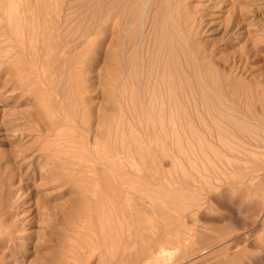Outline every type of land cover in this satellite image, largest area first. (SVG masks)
<instances>
[{"label": "bare ground", "instance_id": "obj_1", "mask_svg": "<svg viewBox=\"0 0 264 264\" xmlns=\"http://www.w3.org/2000/svg\"><path fill=\"white\" fill-rule=\"evenodd\" d=\"M76 1L70 0L69 3H67V10H46L47 0H35L33 2L32 0H0V85L2 87L10 86L12 87V90H20L14 95L12 94L11 99L13 100V102L25 98L26 95H32V93L34 94L33 98L37 100L39 105L44 106V103H46L45 107H48V109L50 108L48 105L50 101L54 105L53 107L57 109V114L58 112L60 113L58 114L59 116H49L54 111L52 110L51 113L49 109V112H46L48 109H46L45 107L44 108L46 110L43 108L37 112L34 111L36 113L35 115L34 113H29L27 115H25L26 113H24L23 115L24 117L27 116L28 119H33L36 122L37 125H35V128L37 136L39 138L42 139V137L47 136V133L45 134V131L49 129L53 132L58 131V133L56 134L57 136H51L55 138V140L62 139L63 143L62 148L57 150V157L56 155L51 156V158H53L52 161L54 163V167L51 168L47 174L40 172V170H38L37 168H33L29 171V169L34 166L35 161H33V163L28 162V155L26 151L21 149L20 150L23 151V153L21 152L18 156H21L19 160H22V163L16 165L17 167H14L13 171L11 172L5 171L4 169L0 171V264H19L22 260L26 259V250L22 249L24 247L23 242H26V239H23L24 234L22 233L24 230V226L22 227L21 223L12 221L10 222V217H12V207L14 208V206L16 207V205L21 206L28 201V199L21 196L22 194L16 195V190H21L22 187L26 185L27 181L30 179H32L33 184V182L36 181V178L46 179L48 183H51L52 187L55 189H63V192H58L52 197H62L66 194V192L77 194V197L75 196V198H72V200H70L73 205L70 204L69 206L70 216L65 223L66 229L70 232L67 233L68 236L64 238V241L67 242L69 240H73V237L75 235L81 236L82 239L80 241V244L83 245L82 252L83 255L87 258L88 264H158L159 261H162L160 257H163L166 254V249L175 248L178 244H181V242L185 240L186 234L188 232L187 228L189 227L184 226L183 223H180L181 225H178L179 223H176L175 226L177 227H171L167 231V234L163 237L158 239L155 236L154 238L152 236L154 234L153 233L151 235L150 241H146L143 244L140 243L141 239L143 240V238L144 240H147V238L145 239L144 237V235L146 236L147 234H144L145 230L143 228L145 225L142 223L144 226L141 227L140 223L142 217L140 202L148 203L152 207H154L155 204L157 206V204L161 203H155L157 201H154L155 199L153 198L154 191L150 192L151 194H144L141 192V188L143 186L147 187L150 191L154 190V180L157 181V176L158 178L160 177L159 174H156V178L154 177L155 174L153 173L156 172L153 171L156 168V163L154 162L155 159H153V151L150 147H148V145L146 147L144 143L146 141L152 143L154 139H157L160 136L170 137L173 133L172 124H174V122L170 124L172 116L168 115L167 110L171 109L174 106L177 107L178 110H180L179 107L182 108V111L186 107L185 110L187 111L188 109L186 105L189 103L188 105L191 106L189 94H192V96L195 98V94H197V91L200 90L202 92L203 125L202 190L210 185L211 180L212 182H214V180H217L220 183V186L221 183H228L232 186L230 187L232 188V191H236V185L240 186L239 184H237V182L239 183V181H237L239 178L235 180L236 175L234 174V176L229 172L232 170V167L230 166L231 170H227L228 165L226 166L228 160L230 161L229 153L232 154V152H234L235 150L230 149L231 147H233L230 145H228L230 146L228 151H224V148L219 150L220 147H218V145L214 143L219 141L223 145L224 143L226 144V142L224 141L227 140L230 134V130H232L229 129L225 124H222L221 121L219 122V119L220 116H223L229 110H232L231 108L234 105L233 102H230L231 97L228 98L230 99L228 100L226 99L225 95L228 94V96H230L228 90L230 89L231 91L234 87L232 84H230L233 82L229 81L230 77L227 78V76H229L228 74L227 76L223 74L225 78L222 79L218 74V71H213V69L210 68L209 64L207 63L206 57L210 56V53L206 48L202 47V35L206 31L205 26L207 24H205L206 22H204V17L200 13L201 11L197 9L198 7H193L196 5L192 2L191 4L193 6H191L190 0H103V5L99 6L98 9V6L94 7L95 3L92 6L93 8L88 6V11L90 12V15L93 19L90 20V17L88 15L89 18L87 19H89L90 21H87L85 17L81 18V16L85 14L84 12H82L83 14L81 13L82 15L77 14L78 16H76V13L73 12H79L80 9L72 11V6L74 5L73 3H75ZM62 2L64 1L61 0V6L63 5ZM97 4L98 2L96 3V5ZM82 9L83 7L81 8V10ZM94 9L95 14L94 12L91 13L90 11H94ZM88 11L87 13H89ZM77 17H80L82 20L84 19L86 22L90 23H87L88 25H78L76 24V22H79L80 18L78 20ZM94 18H98V21L104 22L105 30H111L112 32L109 31V33H113V35H115V37L113 36L114 38H116V34H114V32L116 33L117 31L116 28H118V26L122 27V32L126 33V38L123 45L128 46L130 50L132 49V51L135 52H132L134 58L135 56L136 58H138V56L135 54L138 53V50L141 51V49H143L142 51L144 53V57L140 59L143 60V62L145 59H147V61L148 59L151 61L152 59L154 60L152 62V66L150 65L151 67L147 71L144 67L143 62L142 64L140 63V65L137 62L135 63L131 61L133 64L135 63L133 67L135 70L136 80H134L135 82L130 81L131 83L134 82L135 84L132 83L133 85L131 84V86L126 87L128 89L132 88V86L135 87L134 92L136 93L134 95H131L132 97L136 95L132 101L134 102L133 107L137 108L136 111H138H135V113L132 112L134 113V115L129 112L128 115L130 113L133 116L137 115V120L139 119V121L146 120V127L142 130H134L132 127H130L127 131L124 125H122L124 122L122 123L121 120H115V113L121 111H114L115 107L112 110V113L114 115L111 113L113 115V118H111L110 116V118H108V122L111 121L110 119H114L115 121H113L117 123L116 126H113L111 122H114L111 121L109 122L111 125L108 127L107 124L109 125V123L103 121L101 122L102 125H100L104 126V128L102 127L101 130L98 128L96 129L92 125L96 129H94V131L92 129L93 127L90 124L85 123L87 127H80L78 124V120L76 119L78 110H76L77 95L75 80V74L78 70L76 68L77 65L75 66V60L78 51H80L79 47L88 44L91 36L93 35V32L96 30V25H94V23L98 26L102 23L101 22L98 24V21H94ZM134 25H136L137 30L135 31L134 29L133 32L127 34L128 30H130ZM134 32L135 34L132 35V33ZM118 34H120V31L119 33L117 32V36ZM91 43L90 45H92ZM144 47H147V51ZM149 49L152 50L150 54ZM143 55L141 53V57ZM128 64H130V62ZM128 70L133 71L131 68H129ZM131 73H133V75L132 77L130 75V78L135 79L133 77L134 72ZM223 75L222 77H224ZM78 79L79 78H77V80ZM127 79L129 78L127 77ZM84 84H86V81ZM26 86H30L31 88L26 89ZM32 88L34 89V91L31 93ZM83 88H85L84 85ZM126 88L124 87V89ZM139 89H141L143 92L152 91V96L155 95L157 90L159 89L164 90V92L166 90L167 92H169V94L166 93L168 94L167 97L161 96L160 98H158L156 96L151 97V95L149 97H144L145 95H147L145 93V95L142 94L139 97L138 94L141 93ZM0 90H2V88ZM133 90L134 88L131 89L132 92ZM122 91H125L126 93V90ZM128 91H130V89ZM176 92H178L176 94L177 97L176 95L175 98L174 96L172 97V94L174 95V93ZM213 92H215V94L213 95L217 94L216 101L213 100V98H210V93ZM179 93L181 96L178 95ZM157 94H159V92H157ZM0 96H2L1 92ZM128 96L129 95H127V97ZM192 96L190 95L191 98ZM0 99L2 98L0 97ZM25 99H27V97ZM86 99H88V97ZM195 100L197 99L195 98ZM232 103L233 105H231ZM130 104H132V102ZM88 105H85L83 102V108L84 106ZM128 106L127 110H130L131 108H128ZM157 106H159L160 109H163L160 110L159 115V118L161 117V123L157 124H160V127H157L159 129L149 126V122L152 121L150 110L154 109L156 111L155 108H157ZM211 107L214 108L211 109ZM118 108L119 107H117V109ZM154 110H152L153 113H156L154 112ZM206 110L210 113L212 110H215L212 111L213 113H211L212 117L210 118L212 119V121L211 119H209L211 121V124L207 119V117L209 116L206 117V115L208 114H204V112L207 113ZM85 112L86 110L82 112L83 115ZM89 112H87L86 114H90ZM46 113H49L45 116L46 118H48L47 116L51 117V119H48L50 120L49 123L44 121L46 119H42L43 114ZM13 114L16 115V112H14ZM11 116L8 115V117ZM13 116L2 121V123L6 125L5 127L3 126L6 131L11 132L13 129L16 132V129L14 128H16L18 124L15 122L16 118H13ZM84 116H86V118L87 116L90 117V115ZM154 116L156 117L157 115L154 114ZM86 118L85 120H87ZM186 118L188 121L189 118L187 117V115L186 117H184V119ZM88 119L91 120L92 118L90 117ZM131 119L134 120V118L132 117ZM89 120H87V122ZM127 120L129 119H126L125 121ZM44 123L45 125L48 123L47 127H45ZM63 123L68 124L66 125L68 126L69 130L67 134H63L62 131H59V129L57 130V128ZM184 123L187 124V122ZM22 124L24 126V123ZM23 126H21L20 123V128ZM17 128L19 129V126ZM49 130L48 132H50ZM78 130L86 134V137H80L82 140L78 137ZM13 132L14 131H12L11 133ZM19 133L20 132H18V135L15 136L14 139L12 137L13 135H15V133L11 134V137L6 132L2 135H4V138H7L6 141L11 145V143L13 144L15 140L22 141L24 136H26L24 132H22V134ZM233 133L235 134L234 131ZM51 136L49 135L48 137L50 138ZM45 138L46 140L48 139L47 137ZM76 138L80 139V142L83 141L84 151L82 153H79L78 149H76L80 146H78L79 141ZM169 139L171 140V137ZM110 140H113V145H106L107 141ZM249 140L250 142H253L251 141V139ZM20 144L21 143L18 142V145ZM23 146L21 148H23ZM167 146L169 145L167 144ZM12 147L15 148V145H13ZM17 150H14L15 153L17 152ZM39 150L41 149L39 148ZM110 150L113 151L112 155H110ZM125 151L126 154L128 152V156H131L129 162L126 164L125 161L122 160L124 154L123 152ZM11 153L12 154L7 153L6 157L3 156L4 158H0V168L5 167L6 169V166H11V164H15L16 162H18V159H16L17 157L15 156V158L13 156L14 152L11 151ZM46 157L48 158L49 156L41 152L36 155L38 164L41 167L44 165ZM142 157L146 159L145 162L149 163V170H147L148 172L150 171V173L147 172L148 174L144 175L140 173L141 170L139 167L141 165ZM49 160L51 161L50 158ZM25 167H28L27 171L25 170V175L17 174V169L21 170L18 171L21 174V172L24 171ZM242 171L243 170L241 169V172ZM16 175L18 176L17 182L19 183V185L16 188H13L14 184H16ZM188 179L184 180L183 177L180 182L187 183L184 181H188L187 186L190 187V184L192 183L191 181L194 180V178L191 180L189 179L190 181ZM7 180H10V182H7ZM197 185L193 184L192 187H197ZM43 186L45 187V185L43 184H37L33 189L34 194L36 193L35 205L39 207H41V203L39 202L41 195L39 194V192L43 190ZM178 187L181 186L179 185ZM178 187L176 186L174 188L178 189ZM142 189L146 190L145 188ZM209 189L210 188H208V190ZM204 192L202 193L203 195ZM225 192L226 190L224 191V195H227L228 192ZM209 193L210 192L208 191L207 195H209ZM176 197L179 198L180 196H175V198H172V200L170 201L174 202L173 199H175L176 201L178 199H176ZM182 199L179 198L178 200L181 201ZM171 202L170 204H168L169 202H165L166 205L164 206H162L163 204L158 205L162 215L169 216V218H171L174 217V214L177 212V215L175 216L181 217L180 215L183 214L181 212H183L184 210L191 211L189 209L191 208V206L188 207V209L184 207V204L188 203L186 202V200V203L184 204L177 203L176 201L172 205ZM203 202L205 204V200H203ZM45 207L48 208V206H44V208ZM186 212L184 213L185 215L188 214V212ZM45 213L47 212H42V214ZM45 215L48 216V214ZM174 218H171L172 223ZM178 218H176L175 221L179 220ZM172 225L174 226V224ZM156 227L157 226H154V229ZM154 229L153 231H156V229ZM149 234H151L150 229ZM159 235L161 236V233ZM19 242H22L23 244H19ZM53 261H58V263L60 262L59 258L53 259Z\"/></svg>", "mask_w": 264, "mask_h": 264}, {"label": "rangeland", "instance_id": "obj_2", "mask_svg": "<svg viewBox=\"0 0 264 264\" xmlns=\"http://www.w3.org/2000/svg\"><path fill=\"white\" fill-rule=\"evenodd\" d=\"M33 1L35 0H32V2ZM59 1L61 2V0H47L46 10H67V3H69L70 0H63L64 2H62V6L60 5ZM97 2L98 4L96 5ZM103 2V0H77L75 3H73L74 5L72 6V11L80 9L79 12L73 11L74 13H76V16H78L77 14L82 15V12H84L85 14L83 15L85 16L82 15L81 18L85 17V19H87L90 17L91 20L92 17L90 15V12L88 11V8L92 7L95 3L94 7L98 6V9L99 6L103 5ZM191 2L196 6H193ZM190 4L195 8L198 7L197 9L201 11L200 13L204 17V22H206L205 24H207L205 26L206 31L202 35V47L206 48L210 53V56L206 57L207 63L209 64L210 68L213 69V71H218V74L222 79L225 78V76H227L228 74L229 76H227V78L230 77L231 80L229 79V81L233 82L230 84H232L234 87L231 86L233 87L232 90H228L230 96H228V94L225 95L226 99L231 97V100H228H230V102H233L234 105L232 103V110H229L230 112L228 111L225 115L220 116L219 119V122L221 121L222 124H225L229 129L232 130H230V134L227 140L224 141L226 142V144L224 143L223 145L219 141L214 143L218 145V147H220L219 150L224 148V151H228L230 146H233L230 149H234L235 151L232 152V154L229 153V159L231 162L228 160L226 166L228 165L227 170L232 169L231 171H229L230 174L236 175H234L235 180L239 178L237 180L239 181V183L237 182V184H239L240 186L236 185L237 189L233 192L232 188H230L232 187L230 184L221 183L220 186V183L217 180H214V182H212L211 180L210 185L202 190V92L199 90L197 91L198 93L195 94V98L197 100H195L192 94H189L191 106L188 105L189 103L186 105L188 109L187 111L185 110L186 107L182 111V108L179 107L180 110H178L177 107L174 106L171 109L167 110L168 115L172 116L170 124L174 122V124H172L173 133L170 136L171 140L169 139L170 137L160 136L157 139H154L152 143L147 141L145 142L146 144L144 143L146 147L148 145V147H150L153 151L152 155L154 157L153 159H155L154 162L156 163V168L154 169V171H152L156 173H152L155 174V178L158 174L160 177L158 178L157 176V181L154 180L155 189L158 188L157 190L154 189L150 191L147 187L143 186L142 188H145L146 190H143L141 188V192L144 194H149L150 192L154 191L153 194L156 195L155 197L153 195V198L155 199L154 201H157L155 203L161 202L159 204H163L162 206L166 205L165 202H169L168 204H170V200H172V198H175V196H180L179 198H183V202L182 200H178L179 198L176 197V199L178 198L176 200L177 203L184 204L188 202L186 203L188 205L184 204V207L188 209V207L191 206V208H189L191 211L184 210L185 212H188V214L186 215L184 214V211L181 212L183 213L182 215H180L182 218L179 216L176 217V212L174 214L175 218L171 217L172 219L174 218L172 223V220L171 218H169V216L162 215V213L160 212L161 210H159L158 207L159 204H157L156 206V204L154 203L155 205L154 207H152L148 203L140 202V206L142 209V217L140 220L141 227L145 225L143 228L145 230H143L144 234L147 233L149 235H144L145 239L147 238V240H144L143 238V240L141 239L140 243L143 244L146 241H150L151 235L153 233L154 234L152 236L154 238L156 236V238L159 239L166 235L167 231L171 227H177L175 226L176 223H179L178 225H181L183 223L184 226L189 227L187 228L188 232L186 234L185 240H183L181 244H178L175 248L166 249V254L163 257H160L162 261H159L158 264H264V0H190ZM82 7L83 9L81 10ZM87 11L89 13H87ZM90 11L91 13L94 12L95 14V9L94 11ZM81 18V24L80 21H77L76 24L88 25L87 23H90L86 22L84 19L82 20ZM90 20L87 19V21ZM94 21L97 22L98 18H96ZM101 22L102 21H98L97 23L99 24ZM94 25H96V30L93 32V35L91 36L88 44L79 47L81 52L78 51L75 60V66L77 65L76 68L78 70L75 74L77 95L76 110L79 111H77L78 116L76 115L78 124L80 127H83L86 126L85 123H87L91 126L93 125L96 129L98 128L101 130L102 127L104 128V126H101V122L106 121L107 123H109L114 120L110 119L111 121L108 122V118H110V116L111 118H113L114 114L112 113V110L115 107L114 111H121H116L117 113H115L116 115H114V118L116 121L121 120L122 123L124 122L125 124L123 123L122 125H124L127 131L130 127H132L134 130H142L146 127V120L139 121V119L137 120V115L133 116L137 109L133 107L134 102L132 101L136 95L133 97L131 95H134L136 93L134 92L135 87L132 86V88H134V93L131 91L132 88H129L131 91L130 92L126 87L131 86L132 83L135 84L134 80H136V78L133 66L136 62L142 64L143 60H141L140 58L144 57V53L142 51L143 49H141L142 52L138 50V53L135 54L138 56V58H136V56L134 58L132 53L134 51H132V49L130 50L128 46L123 45L126 38V33L122 32V27H115L117 31L116 33L114 32V34H116V38H114L115 35H113V33H109V31L111 30H105L104 22H102L99 26L95 23ZM131 29L128 30L127 34L133 32L134 29L136 31V25H134ZM119 31L120 34H118L117 36V32L119 33ZM134 34L135 32L132 33V35ZM90 43L93 46L90 45ZM144 48L147 51V47ZM128 49L130 50V52ZM150 49L149 54L152 52V50ZM141 53L143 55L142 57ZM126 54H128L129 56L131 55L132 57H129ZM115 55H117L118 57ZM130 58L133 59L131 60ZM137 59L141 62H138ZM145 60L147 61V59ZM145 60L143 64L147 71L152 66V62L154 60L152 59L151 61L148 59V63ZM131 61L135 63L133 64ZM129 62L130 64H128ZM129 68H131L133 71L128 70ZM131 72H134L133 77L135 79L130 78V75L131 77L133 75V73ZM124 74L130 80L127 79ZM221 74H225V76L223 75L224 77H222ZM77 78H79L80 81L79 79L77 80ZM84 79L86 81V84H84ZM130 81L134 82L131 83ZM83 85L86 89L83 88ZM124 87L126 89H124ZM1 88L2 90H0V92L2 96L0 97L2 99H0V152L2 153H0V158L6 157L7 153L12 154L11 151H13V156L17 157L15 158L18 159V162H16L15 164H11V166H6V169L5 167L0 168V171H2V169L9 172L13 171L14 167H17L16 165L22 163V160H19L21 156L18 155L21 152L23 153V151L21 150H25L28 155L27 161L31 163L35 161L34 166L30 168L29 171L33 168H37L38 170H40V172L47 174L48 171L54 167V163L52 161L53 158H51V156L56 155L57 157V150H59L63 146L62 139L55 140V138L53 137L57 136L56 134L58 133V131L53 132L49 129L48 130L50 132H48V130L45 131V134L47 133V136H45L48 138L47 140L45 137H42V139L39 138L37 136L35 128V125H37L36 122L33 119H28L27 116L24 117L23 115L24 113H26L25 115L29 113H34L35 115V112L43 109L46 106V103H44V106L39 105L37 100L33 98V88L31 89L32 95H26L27 99H25V97L14 102L11 99L12 94L14 95L20 90H12V87L10 86L2 87L0 85V89ZM28 88L31 87L26 86V89ZM77 90L79 91V93ZM122 90H126V93ZM139 90L141 91V93L138 94L139 97L142 94L145 95V93L147 95H145L144 97H149L151 95V97L156 96L158 98H160L161 96L167 97V95L169 94V92H167L166 90L164 92V90L159 89L157 90L159 94H157L156 92V94L152 96V91L143 92L141 89ZM232 91H234L235 93ZM177 93L178 92L174 93V95L172 94V97L174 96L175 98V95ZM213 94H215V92L210 93V98H213V100L216 101L217 94ZM127 95L129 96L127 97ZM178 95L181 96L180 93ZM190 95L192 96V98L190 97ZM87 97L88 99H86ZM130 101L132 102V104H130ZM83 102L85 105H90L84 106V108L87 107L84 109ZM48 105L50 107V112L52 113V110L54 111L49 116H57L58 114H60L59 112L57 114V109L53 107L54 105L50 101ZM127 106L128 108H131L130 110L132 111H130L129 109L128 111ZM117 107L119 108L117 109ZM45 108L48 109V107ZM213 108L214 107H211V109ZM49 109L46 112H49ZM155 109L156 111L152 109L154 110V112H156L153 113V111L149 108L150 115L152 117V121L149 122V126L157 128L160 127V124H157L161 123V117L159 118V115L160 110L163 109H160L159 106H157V108ZM85 110L86 112L84 113V115H90V117L92 118L91 120L88 119L90 117L87 116L86 118V116L83 115L82 112ZM212 111L211 113H213ZM14 112H16V115L13 114ZM87 112H89L90 114H86ZM129 112L134 113H132L133 115H131V113L128 115ZM209 113L210 112L208 111L207 113L204 112V114H208L206 115V117L209 116L207 117V119L211 124L212 119L210 117L212 116L211 113ZM47 114L49 113L43 114L42 119H46L44 121L49 123L50 120L48 119H51V117L47 116L48 118H46L45 116ZM154 114L157 116L155 117ZM8 115H14L15 117L13 116V118H16L15 122L19 126V129L17 128L18 126H15L16 128L14 129H16V132L12 129V131H14L13 133H15L12 138L14 139L15 136L18 135V132H20L19 134H22V132L26 134V136H24V138L22 139L24 143L17 140L19 143H21V146L18 145V142L16 140L13 142V144L11 143L10 145L9 142L6 141L7 138H4V135H2L6 132L11 137V134H13L11 133V130V132L6 131L4 129L6 125L2 123L4 119L12 117H8ZM186 115L189 118L188 121L187 118L184 119ZM130 116L134 118V120H132ZM119 117L122 118L120 119ZM85 118L89 121L87 122ZM80 119H82L83 121ZM126 119L129 120L125 121ZM209 119H211V121ZM184 122H187V124ZM20 123L21 126H23L22 123H24V126L21 127L22 129L20 128ZM47 124L45 125V127H47ZM111 124H113V126H116L117 123L111 122ZM111 124L109 123V125L107 124V126L109 127ZM66 125L68 124L63 123L57 128V130L59 129V131H62L63 134H67L69 130L68 126ZM94 127L92 128L93 130L95 129ZM178 128L182 130L180 131ZM80 130H78L77 132L78 137H86V134L84 132H81L82 130ZM233 131L235 132V134L233 133ZM49 135H53V137L51 136L49 138ZM43 139L45 140V142ZM51 139L53 142L51 141ZM80 139H78V146H80H77L78 148L76 149H78L79 153H82L84 151V145L83 141L80 142L82 140ZM249 139H251V141L253 142H250ZM112 141L113 140L107 141L106 145H113ZM233 141L237 143L235 144ZM167 144L169 146H167ZM13 145H15V148L12 147ZM22 146L24 149L21 148ZM39 148L41 150H39ZM14 150H17V152L15 153ZM40 152L49 156L48 158L46 157L44 165L42 167L38 164V159L36 158V155ZM110 153V155H112L113 151L110 150ZM123 153V158H121L123 161H125L126 164L129 162L131 156L129 155V157L128 152L126 154V151ZM49 158L51 159V161L49 160ZM145 160L146 159L142 157L141 165L139 166L141 170L140 173L143 175L150 173V171L148 172L149 163L145 162ZM27 168L28 167H25L24 171H22L21 174L18 172L21 170L17 169V174L25 175ZM241 169L243 170L242 172ZM181 177H184V180H187L188 178L191 180L194 178V180L191 181L192 183H189L190 187L187 186L188 181H184L187 183L180 182L182 179ZM177 179L179 182L177 181ZM17 180L18 176L16 175V184H14L13 188H16L19 185ZM7 182H10V180H7ZM174 182L176 183V185ZM37 184L45 185V187L43 186L42 188L43 190L39 192V194L41 195L39 202L41 203L40 206L42 207V209L41 207L35 205L36 193L34 194L33 189ZM193 184L198 185L197 187H192ZM248 184L252 186H249ZM179 185L181 187H178ZM176 186L178 187V189L174 188ZM227 187L230 189H228ZM208 188L210 189L208 190ZM224 189L226 190L225 193L228 192L227 195L225 194L227 197L224 195ZM16 191V195L22 194L21 196L28 199L25 204L21 206L16 205V207L14 206V208L12 207L11 209L12 217H10V222L12 221L21 223L22 227L24 226V230L22 233L24 234L23 239H26V242H23L24 247L22 246V249L26 250V259L22 260L19 264H88L87 258L83 255L82 252L83 245L80 244V241L82 239L81 236L75 235L73 237V240H69L67 242L64 241V238L68 236L67 233L70 232L65 227V223L70 216L69 206L70 204H72L70 200H72V198H75V196L77 197V194L66 192V194L62 197H52L58 192H63V189H55L52 187L51 183H48L46 179L38 178H36V181H34L33 184L32 179L28 180L27 184L24 185L21 190ZM202 191H205L204 195L202 194ZM208 191L210 192L209 195H207ZM220 191H222L223 193ZM203 200H205V204ZM173 201L176 202L175 199H173ZM174 202H171V204L173 205ZM142 203L144 204V206ZM44 206H48V208L45 207V209ZM42 212H47L45 214H48V216L42 214ZM176 218H178L179 220L175 221ZM180 219H182L184 222ZM171 223L174 224V226ZM154 226H157L155 228L156 231H153ZM149 229L151 234H149ZM160 233L161 236L159 235ZM23 243L19 242V244ZM56 258H59V263L58 261H53V259Z\"/></svg>", "mask_w": 264, "mask_h": 264}]
</instances>
